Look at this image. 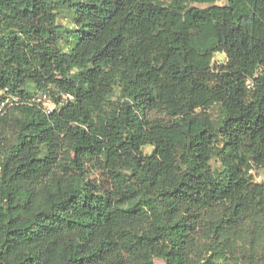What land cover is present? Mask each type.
Segmentation results:
<instances>
[{"label":"trees","instance_id":"obj_1","mask_svg":"<svg viewBox=\"0 0 264 264\" xmlns=\"http://www.w3.org/2000/svg\"><path fill=\"white\" fill-rule=\"evenodd\" d=\"M218 1L0 0V264H264V0Z\"/></svg>","mask_w":264,"mask_h":264},{"label":"rangeland","instance_id":"obj_2","mask_svg":"<svg viewBox=\"0 0 264 264\" xmlns=\"http://www.w3.org/2000/svg\"><path fill=\"white\" fill-rule=\"evenodd\" d=\"M225 2V0H220L218 1L217 3L218 4H223ZM57 23L59 25L62 26V29L63 31L66 33L69 29L73 28V15L70 11L68 10H64V11H61L60 14L58 15L57 17ZM61 41H64V39H62ZM219 63H224V55L221 54V53H216L214 58H213V65H216V64H219ZM31 88V87H30ZM31 91V89H29ZM32 92V91H31ZM9 93L5 94V92H0V98H3L4 96H7L9 98L8 102L11 103L9 105V108L7 109V113L14 110L16 105L14 103L15 99L8 95ZM36 99H38L41 103H42V106L45 107L47 110H50L51 108H54L55 107V103L53 102L52 99L48 98V99H42L39 97V92L36 93ZM114 98V96L112 97ZM209 112L212 114V117L214 119H218L219 118V115H220V111H219V108L215 105V106H212L210 109H209ZM152 150V148L150 146H145L143 148V151L145 153H150ZM211 166L213 168H216L219 166V163L218 161H216V159L212 158L211 161ZM253 176V179L257 182H264V167L258 169V170H252L250 172ZM146 261L150 264H163L162 260L160 259H157V258H154V257H150V258H147Z\"/></svg>","mask_w":264,"mask_h":264},{"label":"built area","instance_id":"obj_3","mask_svg":"<svg viewBox=\"0 0 264 264\" xmlns=\"http://www.w3.org/2000/svg\"><path fill=\"white\" fill-rule=\"evenodd\" d=\"M2 91L5 92V94H7V90L6 89L0 90V92H2ZM8 95L12 96L15 99V101H14L15 104H18V103H26V100L25 99L24 100L21 99L20 96H16V95H13V94H10V93ZM35 96L36 95H34L31 99H28L27 102L30 103L31 101H35V102L41 103L38 99H36ZM39 97L42 98V99H48V98H50L49 97V94L46 91L39 92ZM65 98H66V96H63V99H65ZM8 100H9V98L7 96H4L3 98H0V115L4 114L7 111V109L9 108V105L11 103H9ZM54 108H51L50 110H47L46 108L45 109L47 111H51Z\"/></svg>","mask_w":264,"mask_h":264}]
</instances>
